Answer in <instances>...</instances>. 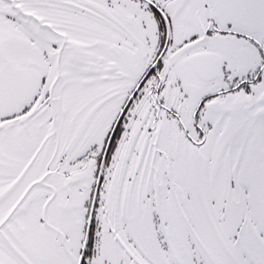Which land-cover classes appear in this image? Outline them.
<instances>
[{"label": "snow or ice", "instance_id": "obj_1", "mask_svg": "<svg viewBox=\"0 0 264 264\" xmlns=\"http://www.w3.org/2000/svg\"><path fill=\"white\" fill-rule=\"evenodd\" d=\"M0 264H264V0H0Z\"/></svg>", "mask_w": 264, "mask_h": 264}]
</instances>
